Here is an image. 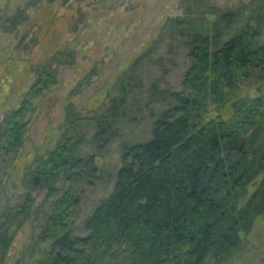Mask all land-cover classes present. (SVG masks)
Listing matches in <instances>:
<instances>
[{
	"label": "trees",
	"instance_id": "obj_1",
	"mask_svg": "<svg viewBox=\"0 0 264 264\" xmlns=\"http://www.w3.org/2000/svg\"><path fill=\"white\" fill-rule=\"evenodd\" d=\"M181 4L184 13L168 15L120 76L121 92L89 116L98 136L107 141L117 135L130 110L128 73L152 57L166 34L184 37L190 63L182 86L169 91V106L152 113L149 138L122 143L114 188L86 218V234L75 233L73 217L82 185L98 176L100 165L96 152L82 150L86 116L73 101L56 145L25 168L26 190L16 194L7 186L34 99L59 84L54 63L70 59L57 49L37 65L20 104L0 121V264L36 211L34 191L40 188L46 189L45 203L42 215L33 217L32 250L16 264H204L208 256L223 261L242 247L264 213V93L241 92L258 71L264 78V0ZM86 84L80 80L77 89Z\"/></svg>",
	"mask_w": 264,
	"mask_h": 264
},
{
	"label": "rangeland",
	"instance_id": "obj_2",
	"mask_svg": "<svg viewBox=\"0 0 264 264\" xmlns=\"http://www.w3.org/2000/svg\"><path fill=\"white\" fill-rule=\"evenodd\" d=\"M245 0H205L206 4L229 6ZM181 0H0V121L20 104L37 65L57 49H63L70 62L56 61L59 84L34 99L35 109L23 149L9 164L13 171L8 189L26 190L23 176L38 153L54 147L66 125V111L73 101L86 116L80 129L87 141L83 152H96L100 171L85 182L75 208L73 229L86 234L85 220L98 202L115 185L121 167L123 142L147 139L152 131V113L172 103L169 91L179 89L190 59L184 37L166 34L152 57L128 73L132 85L130 110L121 120L119 133L107 141L98 136L96 122L89 116L100 113L111 96L121 92L120 76L127 73L133 59L159 34L170 14H183ZM60 36V37H59ZM258 71L241 89L243 94L264 93V78ZM87 81L79 90L80 80ZM250 183V191L256 187ZM36 211L17 231L3 264H16L31 253L33 217L42 215L46 189L34 191ZM204 264H264V213L244 236L243 245L223 261L208 256Z\"/></svg>",
	"mask_w": 264,
	"mask_h": 264
}]
</instances>
